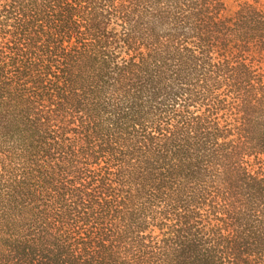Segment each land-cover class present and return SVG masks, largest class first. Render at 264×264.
Returning <instances> with one entry per match:
<instances>
[{
    "label": "trees",
    "instance_id": "obj_1",
    "mask_svg": "<svg viewBox=\"0 0 264 264\" xmlns=\"http://www.w3.org/2000/svg\"><path fill=\"white\" fill-rule=\"evenodd\" d=\"M0 0V264H264V0Z\"/></svg>",
    "mask_w": 264,
    "mask_h": 264
},
{
    "label": "rangeland",
    "instance_id": "obj_2",
    "mask_svg": "<svg viewBox=\"0 0 264 264\" xmlns=\"http://www.w3.org/2000/svg\"><path fill=\"white\" fill-rule=\"evenodd\" d=\"M229 8H233V6H235V4L237 3V0H229Z\"/></svg>",
    "mask_w": 264,
    "mask_h": 264
}]
</instances>
